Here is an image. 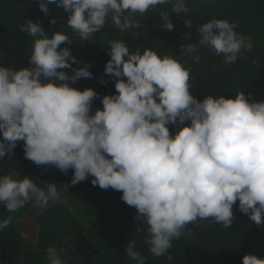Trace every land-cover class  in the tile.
I'll use <instances>...</instances> for the list:
<instances>
[{
  "label": "clouds",
  "instance_id": "1",
  "mask_svg": "<svg viewBox=\"0 0 264 264\" xmlns=\"http://www.w3.org/2000/svg\"><path fill=\"white\" fill-rule=\"evenodd\" d=\"M49 15L55 4L68 13L67 26L88 41L108 22L121 31L138 28L132 14L170 4L171 13L187 14L186 0H38ZM125 13H128L125 15ZM169 12L161 10V27L173 31ZM56 24L55 19L49 21ZM226 19L200 26L198 44L234 63L253 43L235 31ZM20 31L34 38L30 67L0 66V158L9 156L23 141L24 157L36 165L73 170L71 184L91 180L93 186L122 192L120 199L137 210L134 220L144 225L148 251L162 256L172 241L188 235L186 226L200 220L233 222V205L257 226L264 225V100L251 101L243 92L235 98L206 95L198 100L190 91V72L178 59L155 51L110 41V59L104 74L112 77L115 94L102 98L92 88L70 85L93 78L68 47L69 37L55 31L49 36L39 22L25 20ZM185 33V38L190 36ZM194 62L196 46H180ZM107 84V80H100ZM102 108L93 111V101ZM172 125L179 130L172 135ZM41 188L31 176H0V204L15 212L32 203L47 210L59 202L56 183ZM0 221V231L11 223ZM54 246L46 249L48 264H64ZM127 256L136 264L146 258L129 242ZM172 256H168L171 261ZM242 264H264L254 254Z\"/></svg>",
  "mask_w": 264,
  "mask_h": 264
},
{
  "label": "trees",
  "instance_id": "2",
  "mask_svg": "<svg viewBox=\"0 0 264 264\" xmlns=\"http://www.w3.org/2000/svg\"><path fill=\"white\" fill-rule=\"evenodd\" d=\"M187 14L171 13V5H157L147 12L132 14L138 28L121 31L111 23L92 34L88 41L67 26L68 13L55 4L49 5V15L39 10L38 0H0V66L30 67L34 38L20 31L25 20L39 22L51 36L55 31L69 37L60 47H68L81 63L74 68L91 65L93 78H81L70 86L78 90L92 88L102 98L115 94L112 77L104 74L110 59V41H123L130 52L137 49L155 51L159 56L178 59L189 70V91L198 100L206 95L235 98L243 92L250 102L264 100V0H186ZM169 12L174 30L163 27L160 11ZM128 13H125L127 15ZM51 19L56 24H50ZM212 19H226L236 25L235 31L253 43L251 52L242 51L234 63H224L223 55H215L210 49L198 44L197 29ZM185 33H190L185 38ZM193 44L200 57L194 62L183 55L180 46ZM107 80L103 84L100 80ZM93 101V111L102 108L101 99ZM174 135L179 129L169 125ZM3 137L0 136V140ZM13 179L31 176L33 182L44 188L46 182L56 183L59 202L47 210L28 203L25 207L8 212L0 204V221L12 218L9 226L0 231V264H48L46 249L54 246L64 264H136L126 254L129 242H135L136 251L146 258V264H242V257L254 254L264 259V225L257 226L247 215L239 211V201L233 205L234 219L229 228L210 220H200L186 226L179 239L162 256L148 251V236L144 225L137 231L134 217L137 210L128 206L120 197L122 192L93 186L88 180L71 184L73 170L61 173L55 166L36 165L25 159L23 141L9 156L0 158V176ZM172 256L171 261L168 256Z\"/></svg>",
  "mask_w": 264,
  "mask_h": 264
}]
</instances>
